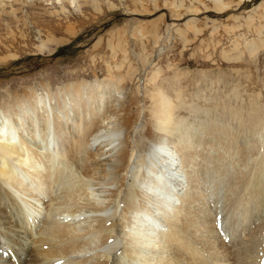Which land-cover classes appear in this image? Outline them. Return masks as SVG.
<instances>
[{"label":"bare ground","instance_id":"6f19581e","mask_svg":"<svg viewBox=\"0 0 264 264\" xmlns=\"http://www.w3.org/2000/svg\"><path fill=\"white\" fill-rule=\"evenodd\" d=\"M110 89L0 107V264H264V138L241 149L264 120L194 134L167 104L133 139L140 117Z\"/></svg>","mask_w":264,"mask_h":264},{"label":"rangeland","instance_id":"374dc122","mask_svg":"<svg viewBox=\"0 0 264 264\" xmlns=\"http://www.w3.org/2000/svg\"><path fill=\"white\" fill-rule=\"evenodd\" d=\"M6 1L0 107L45 88L55 101L65 85L97 81L124 89L127 117H140L133 139L155 130L167 104L194 134L217 124L243 134L244 122L264 120V0H78L64 11L56 0ZM256 130L241 149L262 141L264 121Z\"/></svg>","mask_w":264,"mask_h":264}]
</instances>
